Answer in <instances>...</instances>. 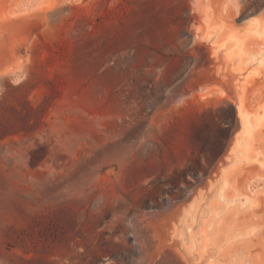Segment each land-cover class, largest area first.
Listing matches in <instances>:
<instances>
[{"label": "rangeland", "instance_id": "1", "mask_svg": "<svg viewBox=\"0 0 264 264\" xmlns=\"http://www.w3.org/2000/svg\"><path fill=\"white\" fill-rule=\"evenodd\" d=\"M259 18L264 0H0V264H228L188 212L196 230L238 159L227 92L264 111L261 43L231 53ZM235 179L264 264V167Z\"/></svg>", "mask_w": 264, "mask_h": 264}, {"label": "bare ground", "instance_id": "2", "mask_svg": "<svg viewBox=\"0 0 264 264\" xmlns=\"http://www.w3.org/2000/svg\"><path fill=\"white\" fill-rule=\"evenodd\" d=\"M212 33L219 34L218 31H212ZM253 41H259L261 43L262 54L256 55L258 60V62H256V65L259 69H264V19L263 20L260 19L259 21L257 19L256 27H254L250 32H247L245 35H243V37H238L234 40L235 43L231 47V53L233 57L237 60L238 65L241 66L246 65L247 67V64L253 62L252 60L253 57L251 52L252 47L250 48L251 45L250 43ZM183 91L185 92L184 89ZM196 94L197 92H195V90L191 92V95H196ZM227 94L230 99L234 100L237 103L236 113H237V125H238L237 131H239V136H238L239 139L237 137L234 140L233 147L238 152V159L233 160L231 163H228L226 166L220 168L219 170L220 187L217 191V194L214 196L212 200V207L210 213L211 215H206L205 219L202 221L201 225L197 226L196 230H194L196 226L194 227L193 225L196 224L197 221V209L194 211L191 210L192 212L191 211L188 212V216H190L192 224L188 228L187 232L189 235V242L191 243V245L197 248L201 247L203 249H206L210 245H218V244L222 248L227 245H230V249L232 250L236 247L235 250L231 252V258L230 261H228V264H253L254 262L250 261L247 255L248 253L247 250L245 248L240 247V245L245 244L246 241L248 242L249 239L256 233L258 227L254 225L255 223L243 224L237 226V224H235L236 223L235 218L237 219L238 218L237 216L245 213L247 210L252 209L255 200L252 197V195H248V194H239L240 196L237 197L234 196L233 183L236 180L235 176L237 172L243 165L260 163L264 167V159L261 158L262 151L257 145L259 134L262 128H264V111H262V113L259 115L258 114L256 115L254 112H252L248 120L245 121L246 118H244V111H243L244 110L243 95L245 94V90L242 96L241 93H238V91L236 90L235 92L228 91ZM231 147L232 146H229L228 151L234 149ZM220 200H223L225 203H227L226 206H224L223 208H217L219 207L218 202H220ZM183 209L182 211H184ZM191 209H193V207ZM196 233H200L199 237ZM171 252L173 251L171 250ZM173 254L172 257H174ZM218 258L219 256L216 259Z\"/></svg>", "mask_w": 264, "mask_h": 264}]
</instances>
